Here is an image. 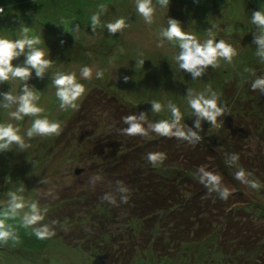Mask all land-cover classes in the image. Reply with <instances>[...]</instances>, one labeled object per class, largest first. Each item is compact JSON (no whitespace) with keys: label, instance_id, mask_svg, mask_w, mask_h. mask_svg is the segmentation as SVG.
<instances>
[{"label":"rangeland","instance_id":"1","mask_svg":"<svg viewBox=\"0 0 264 264\" xmlns=\"http://www.w3.org/2000/svg\"><path fill=\"white\" fill-rule=\"evenodd\" d=\"M100 5L107 10L101 16L102 26L93 33L91 16L99 11ZM0 8L4 9L0 11V37L19 39L22 27L27 26L30 36L39 35L44 41L39 47L54 61L53 66L42 80L33 71L27 83L39 90L37 103L44 109L39 118L47 116L59 121L63 128L59 136L28 140L26 130L37 117L15 121L8 115L15 106L0 107V123L20 127V134L31 145L24 152L14 145L13 151L0 153V210L7 205L8 191L23 187L20 194L26 201L48 208L43 221L46 223L48 213L67 199H81L88 192L100 194L98 189L103 181L93 185L90 178L96 174L102 177L100 170L115 153V147L134 137L120 133V129L127 127L123 116L145 112L152 123L171 120L166 108L171 100L182 112L181 123L196 130L195 117L185 98L187 88L200 92L211 85L221 94L220 103L228 109L225 117L218 118L219 126L203 122L200 132L203 141L212 143L221 132L220 120H224L223 137L236 141L244 158L255 155L264 159V95L251 89V83L264 76V63L255 55V26L251 23L252 13L264 8V0H170L169 8L157 5L151 25L137 13L135 0H0ZM121 17L130 27L111 36L103 25ZM167 18L179 20L182 28L201 42L208 38L207 31L211 29L217 42L225 40L237 49L238 55L232 64L221 60L219 68H209L203 78L192 80L174 60L178 45L165 40L163 47H157L159 31L167 27ZM62 20L67 23L61 25ZM77 24L79 33L74 38L69 32ZM24 59L21 56L12 63L20 65ZM138 59L146 60L143 67L135 66ZM84 66L92 67L94 72L96 68L104 70L103 79H96L94 72L91 80L81 78L80 69ZM245 68L254 69L255 76L245 72ZM57 71L75 72L77 80L85 85L86 92L78 101L80 110L60 108L56 88L51 83ZM125 76L129 77L127 82ZM22 85L18 79L10 80L0 84V92L11 90L19 94ZM111 97L121 105L122 115L109 100ZM153 100L165 105L162 112L152 113ZM227 174V187L243 195V202L235 205L234 210L247 212L258 223H264V182L259 181L260 189L253 190L235 180L231 167L227 168ZM7 222L15 227L20 242L0 244V264H98L95 257L66 244L62 238L37 239L31 228L22 226L19 217ZM82 222L87 224L88 220ZM149 227L148 222L142 225L145 239L149 238L148 246L137 251L131 264H235L239 259L221 252L217 232L199 242H185L178 250L174 247L173 252L164 239L156 244L157 233L167 238V230L156 224L153 233ZM75 233L72 235L79 234ZM154 246L161 251H154Z\"/></svg>","mask_w":264,"mask_h":264},{"label":"trees","instance_id":"2","mask_svg":"<svg viewBox=\"0 0 264 264\" xmlns=\"http://www.w3.org/2000/svg\"><path fill=\"white\" fill-rule=\"evenodd\" d=\"M109 100L122 115L117 99ZM223 121L220 120L221 132L212 143L202 140L193 145L149 132L147 137L134 136L115 147V153L100 170V194L88 192L81 199L69 198L48 213L46 223L56 221L52 225L54 236L95 257L98 264H131L137 251L148 246L149 238L145 239L142 230L148 222L153 233L156 224L167 230V238L157 233L156 244L164 239L173 252L174 247L178 250L185 242H199L217 232L221 252L239 256L233 263L264 264V223H258L247 212L234 210L243 202L242 193L232 192L227 200H222L216 193L208 194L195 175L198 166L207 165V170L219 173L227 186V168L236 172L237 166H242L246 172L256 171L251 179L264 182V159L255 155L244 158L236 141L223 137ZM149 152H163L167 159L154 166L147 162ZM232 153L239 155L236 166L226 163ZM117 180L130 189L128 203L118 207L101 199L115 188ZM82 219L88 223H80ZM153 249L161 251L155 246Z\"/></svg>","mask_w":264,"mask_h":264},{"label":"clouds","instance_id":"3","mask_svg":"<svg viewBox=\"0 0 264 264\" xmlns=\"http://www.w3.org/2000/svg\"><path fill=\"white\" fill-rule=\"evenodd\" d=\"M170 0H135L136 11L142 16L144 22L151 25L154 22V14L157 5L160 8H169ZM0 8V11H3ZM104 5L99 6V11L91 16V30L96 32L97 28L102 26L101 16L106 12ZM67 23L61 21V25ZM251 23L255 26L253 34V43L256 45L255 55L264 63V8L254 11L251 15ZM58 26V25H57ZM108 33L114 36L117 33H122L124 29L130 27L124 17L116 19L114 22H108L105 25ZM65 31L69 32L66 28ZM30 28L23 26L21 29V38L10 40L0 37V84L10 80H20L23 85L19 94L8 92H0V107L10 109L15 106L14 111L8 113L9 117L15 121H22L25 117H37L32 120L31 126L26 130V137L31 140L34 137H50L59 136L62 131V124L59 121H52L44 116L39 118L44 112V109L38 106L40 100L39 90L27 82L32 78L33 71L39 79H44L45 74L53 66L54 61L47 58V53L43 48L39 47L42 41L39 35H29ZM75 38V34L79 33V25H75L71 32ZM208 38L201 42L196 35L186 32L181 22L174 18H167V27L161 28L159 31V42L157 47H163L164 41H168L173 46L178 45L179 52L174 56V60L179 69L190 74L192 80L203 78L209 68H219L220 61L223 60L227 64H232L234 57L238 55L237 49L221 39L216 41L211 29L207 31ZM63 44V41H61ZM123 51V49H121ZM91 55V53H89ZM143 54L141 53V56ZM23 56L25 59L20 65H13V61ZM146 60H136L135 66H144ZM245 72H251L255 76L254 69L245 68ZM93 68L84 66L80 69V76L83 79H93ZM96 79H103L104 70L96 68L94 72ZM129 77L125 76L127 82ZM51 83L56 88L55 95L60 101L62 110H78V101L84 96L86 87L77 80L75 72L64 73L57 71L51 77ZM253 91L259 90L261 95H264V76L257 77L251 83ZM186 101L192 110L194 120V128L182 124L183 115L180 108L169 100L166 108L171 113V120L161 119L155 123L147 120V114L141 112L137 114H129L122 117V121L127 127L120 129V133L127 136H149V132H153L158 136L168 139H178L187 141L193 145L202 141L203 137L200 132L203 131L202 124L207 121L211 126H219L218 118L225 117L228 111L226 105L220 103L221 94L213 90L211 85H208L203 91L196 92L191 88H187L185 95ZM152 113H160L164 110L165 105L153 100L151 103ZM147 124V127H145ZM21 129L14 126L13 123H0V153L13 151V146L26 151L31 147L27 143L24 136L21 134ZM147 162L156 166L162 165L167 159L163 152H149L146 154ZM239 161V155L236 153L229 154L226 163L228 166H236ZM198 182L202 184L208 194L216 193L222 200H227L232 194V191L223 184L222 176L213 171L207 170V165H200L195 173ZM252 173L246 172L242 166H237L235 172V180L247 185L253 190H258L261 184L258 180L251 179ZM102 180L98 174L90 178V183L93 185ZM41 183H46V180H41ZM24 192L21 187L17 191H8L7 205L0 210V244H8L9 241L17 244L20 242V237L15 227L8 223L10 219L20 218L21 224L25 229L31 228L32 233L37 239L44 240L53 237L56 233L52 224L43 223L48 208L41 207L38 202L26 201L25 197L20 194ZM130 197V189L123 181L117 180L115 188L106 192L101 199L109 204L118 207L120 203L127 204ZM119 203H118V199ZM27 209V211H25Z\"/></svg>","mask_w":264,"mask_h":264},{"label":"water","instance_id":"4","mask_svg":"<svg viewBox=\"0 0 264 264\" xmlns=\"http://www.w3.org/2000/svg\"><path fill=\"white\" fill-rule=\"evenodd\" d=\"M76 172H79V170H76Z\"/></svg>","mask_w":264,"mask_h":264}]
</instances>
